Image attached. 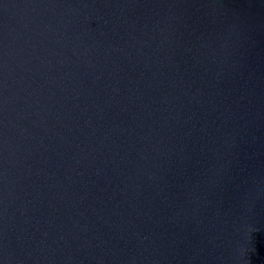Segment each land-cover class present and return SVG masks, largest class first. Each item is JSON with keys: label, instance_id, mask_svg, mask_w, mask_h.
Returning <instances> with one entry per match:
<instances>
[{"label": "water", "instance_id": "water-1", "mask_svg": "<svg viewBox=\"0 0 264 264\" xmlns=\"http://www.w3.org/2000/svg\"><path fill=\"white\" fill-rule=\"evenodd\" d=\"M0 264H264V0H0Z\"/></svg>", "mask_w": 264, "mask_h": 264}]
</instances>
